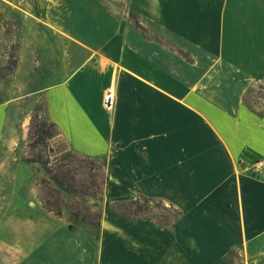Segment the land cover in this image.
<instances>
[{
	"label": "crops",
	"instance_id": "0c3cea01",
	"mask_svg": "<svg viewBox=\"0 0 264 264\" xmlns=\"http://www.w3.org/2000/svg\"><path fill=\"white\" fill-rule=\"evenodd\" d=\"M118 1L119 16L100 0H41L39 15L28 0H0V32L15 10L41 22L24 29L22 97L72 152L107 163L98 230L47 211L37 188L21 206L39 214L17 216L15 170L36 165L14 156L0 103V264H238L233 253L254 264L264 178L250 168L264 164V109L245 97L264 79V0ZM141 198L176 215L113 208Z\"/></svg>",
	"mask_w": 264,
	"mask_h": 264
},
{
	"label": "rangeland",
	"instance_id": "374dc122",
	"mask_svg": "<svg viewBox=\"0 0 264 264\" xmlns=\"http://www.w3.org/2000/svg\"><path fill=\"white\" fill-rule=\"evenodd\" d=\"M113 14L119 16L122 13L123 7L118 0H100ZM33 7L36 14L42 11L41 0H28ZM41 24L36 19V16L27 17L21 11H13L9 13L7 19L3 22L0 32V103L9 105L7 111V123L5 128L6 138L13 141L14 156L21 157L25 160L28 155L39 153L43 159H48L51 167L54 169L55 165H62L64 171H68L69 175L74 178L73 184L77 190V194H68L59 192L55 194V207L59 206L62 214L69 216L75 222H81L96 230L95 226L89 225L86 221L75 220L70 211H78L80 216H87L88 220L93 222L98 221V214H100L101 205L103 202L104 189L106 184V168L107 163L103 158L87 160L78 158L64 159L68 154L73 152L68 148L65 141L60 137L47 141L46 146L37 145L35 148L28 146L27 133L31 116L37 112L44 116L43 110L39 107L37 102L30 98L22 97V83H21V43L25 28H36ZM148 35V34H147ZM152 36V35H149ZM153 37V36H152ZM31 40H36V37L29 36ZM246 103L258 112L264 109V79L258 81L249 91L245 97ZM35 167L21 164L15 170L18 180L12 182L13 189H24L16 193L12 198L14 199V208L17 216H32L34 218L39 214L36 207H30L29 210L25 206H21L23 200L33 199L30 194L26 195L25 190L37 188V197L39 198L42 192L47 190L46 185L42 184L43 179L48 180V175L44 173L41 166L35 163ZM56 169V168H55ZM48 185H52L51 182ZM31 191V190H30ZM25 192V193H24ZM24 193V194H23ZM10 200L11 197L8 196ZM140 203L142 204L141 200ZM152 209L142 211L140 214L153 218L155 220L167 221L176 215V211L171 208L163 209L158 204L150 203ZM23 207V209H22ZM24 210V211H22ZM133 209L128 211L132 212ZM36 218V217H35ZM42 232V231H41ZM233 262L241 264L242 260L240 254L233 253L230 255ZM1 262H3L0 259ZM250 264V263H248ZM254 264H264V258L256 261Z\"/></svg>",
	"mask_w": 264,
	"mask_h": 264
},
{
	"label": "trees",
	"instance_id": "16d2710c",
	"mask_svg": "<svg viewBox=\"0 0 264 264\" xmlns=\"http://www.w3.org/2000/svg\"><path fill=\"white\" fill-rule=\"evenodd\" d=\"M130 19L132 23L139 28V30L143 34H148V31L143 28L138 21L136 20L134 14L131 12L129 13ZM60 135L59 130L57 129L56 125L49 121L45 116L39 115V113L35 112L29 122L28 133H27V140L28 146L35 148L37 145L46 146V142L55 139ZM71 158H78L81 157L84 160L90 159L89 157L79 155L77 153L68 154L67 157L64 159ZM27 163H37L41 166L42 170L46 175H48V180L43 179L42 184L46 185L47 190L42 192L39 196V200L42 203L43 207L52 212L55 216H61L62 210L59 206L55 207V202H58L59 199H53L55 194L59 195V192H64L68 194H77V190L73 184L74 178L69 175L68 171H64L62 165H55L53 169L48 159H43V157L37 153L33 155H28L25 160ZM52 185H48L50 183ZM140 200H133L130 202L124 203H114L113 208L120 212L124 217L127 219H137L142 216H146L145 214H140L142 211L147 209H152L150 203L158 204L161 208L166 209L161 201H153L146 198H141ZM133 209L132 212L128 211ZM71 216L75 220L79 221H86L89 225L95 226L96 230L99 229V219L100 214H98V221L93 222L92 220H88L87 216H80L78 211H70Z\"/></svg>",
	"mask_w": 264,
	"mask_h": 264
},
{
	"label": "built area",
	"instance_id": "2783aa9c",
	"mask_svg": "<svg viewBox=\"0 0 264 264\" xmlns=\"http://www.w3.org/2000/svg\"><path fill=\"white\" fill-rule=\"evenodd\" d=\"M115 99H116V95L113 89H109L108 91H106V93L103 95L102 98L103 108L108 112L112 111L115 104ZM250 171L254 175H258L264 178V164L261 161L256 162L250 168Z\"/></svg>",
	"mask_w": 264,
	"mask_h": 264
}]
</instances>
